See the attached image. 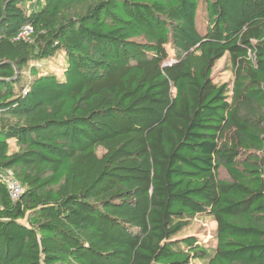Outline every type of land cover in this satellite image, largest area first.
<instances>
[{
	"label": "trees",
	"instance_id": "1",
	"mask_svg": "<svg viewBox=\"0 0 264 264\" xmlns=\"http://www.w3.org/2000/svg\"><path fill=\"white\" fill-rule=\"evenodd\" d=\"M0 264H264V0H0Z\"/></svg>",
	"mask_w": 264,
	"mask_h": 264
},
{
	"label": "rangeland",
	"instance_id": "2",
	"mask_svg": "<svg viewBox=\"0 0 264 264\" xmlns=\"http://www.w3.org/2000/svg\"><path fill=\"white\" fill-rule=\"evenodd\" d=\"M232 74L225 69V57L216 62L212 79L216 84L227 83L231 81ZM220 178H226L223 171H219ZM215 224L207 218L192 221L188 229L181 233V236H194L202 242L211 241Z\"/></svg>",
	"mask_w": 264,
	"mask_h": 264
},
{
	"label": "built area",
	"instance_id": "3",
	"mask_svg": "<svg viewBox=\"0 0 264 264\" xmlns=\"http://www.w3.org/2000/svg\"><path fill=\"white\" fill-rule=\"evenodd\" d=\"M29 32H30V29L27 26H25L23 27L22 32L19 36L26 37ZM1 180L6 186L10 199L13 201L18 200L23 193V188L16 181L13 173L7 170L6 173L1 176Z\"/></svg>",
	"mask_w": 264,
	"mask_h": 264
}]
</instances>
